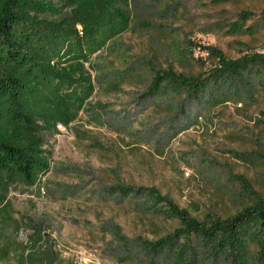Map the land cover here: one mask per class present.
<instances>
[{"label": "rangeland", "instance_id": "1", "mask_svg": "<svg viewBox=\"0 0 264 264\" xmlns=\"http://www.w3.org/2000/svg\"><path fill=\"white\" fill-rule=\"evenodd\" d=\"M129 11L130 30L86 64L95 92L84 110L45 135L50 172L12 189L0 264H171L147 243L180 221L119 186L155 187L201 221L264 200V77L212 75L219 54L264 52V0H131ZM159 71L205 90L161 95Z\"/></svg>", "mask_w": 264, "mask_h": 264}, {"label": "trees", "instance_id": "2", "mask_svg": "<svg viewBox=\"0 0 264 264\" xmlns=\"http://www.w3.org/2000/svg\"><path fill=\"white\" fill-rule=\"evenodd\" d=\"M130 7L131 0H0V207L15 186L33 187L50 172L45 135L73 123L86 107L95 92L86 64L130 30ZM252 69L264 77V52L235 60L219 54L212 75L242 81ZM167 86L195 98L206 82L157 72L151 89L166 95ZM117 191L145 194L156 212L180 221L172 234L147 243L171 264H250L253 247L264 264L261 198L233 216L201 221L155 187Z\"/></svg>", "mask_w": 264, "mask_h": 264}, {"label": "crops", "instance_id": "3", "mask_svg": "<svg viewBox=\"0 0 264 264\" xmlns=\"http://www.w3.org/2000/svg\"><path fill=\"white\" fill-rule=\"evenodd\" d=\"M5 209L9 210L11 209V207L9 206V198H8V202L6 204H4L3 206L0 207V233H1V228H2V225L3 223L5 222L4 218L1 216V213L2 211H4ZM9 219H12L11 216H8ZM15 229H12L11 230V233L14 232ZM0 240H14L12 239V236L11 237H7V238H1L0 237Z\"/></svg>", "mask_w": 264, "mask_h": 264}, {"label": "built area", "instance_id": "4", "mask_svg": "<svg viewBox=\"0 0 264 264\" xmlns=\"http://www.w3.org/2000/svg\"><path fill=\"white\" fill-rule=\"evenodd\" d=\"M58 128L61 129V130H65V127H64V125H62V124H59V125H58ZM42 190H43V188H42Z\"/></svg>", "mask_w": 264, "mask_h": 264}]
</instances>
